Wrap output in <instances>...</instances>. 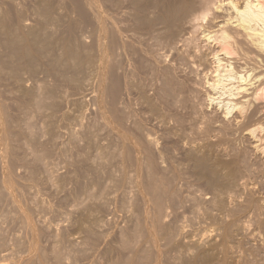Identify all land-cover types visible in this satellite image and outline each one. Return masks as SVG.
I'll list each match as a JSON object with an SVG mask.
<instances>
[{"label":"rangeland","instance_id":"rangeland-1","mask_svg":"<svg viewBox=\"0 0 264 264\" xmlns=\"http://www.w3.org/2000/svg\"><path fill=\"white\" fill-rule=\"evenodd\" d=\"M49 1L52 6H59L60 0ZM73 1L66 0L64 5H62V9L58 7L57 10H55L56 12L58 11L57 13L55 12V16L57 18L60 16L59 18L61 21L58 27L56 26L57 29L55 30L56 27L52 28L48 32L50 35H46V37H52L61 41H67L69 38H72V40H75V38L80 40V38H77L80 37V32L72 29L70 30V27L73 26L76 28L78 26L76 30L79 31L80 24H82L81 21L85 24L88 22L87 25H89L92 15L89 13V18L86 16V19L83 18L84 21L79 20L81 16L78 12L73 11ZM19 2L23 6L22 8H24V13L26 10L27 14L25 13V15L30 20V25L32 26H29L30 29L28 31H32V29L33 31L36 29L39 30V26L43 20L35 11L37 0H19ZM2 5L3 2L0 0V7ZM75 23H79V25ZM87 25L84 26L82 24L81 27H87ZM109 32L106 34L108 38V41H106L107 47L115 43ZM88 41L89 43H93V40L91 41L88 39ZM117 43L112 46L119 47L120 45H117ZM137 46L138 45H136V48ZM118 49H116L115 52L117 54V56L115 55L116 59L115 56H113L111 59L113 61L109 60L111 66L115 65L113 68L115 72L113 70L112 73V67L110 68V65L105 71L104 75L107 77H103V84L105 86L102 84L99 89L98 87L95 88L92 86L91 90L89 89L90 87L73 90L70 88V90H67L68 95L66 97L64 94H56L54 92L56 90L54 87L55 79L46 77L43 73L44 63L42 62L45 61H39L37 65L33 66L34 68L29 66L26 67V70L23 71L21 80L12 79L13 77L8 69L4 70L3 73L1 72L0 264H188L189 262H194L192 264L196 262V264H224V258L221 255L217 252L213 254L212 250L208 251L213 241L210 239H214L217 235L216 232H213L216 226H213L211 229V227H206L204 225L202 227L203 230L207 229L210 233L208 232L207 235H205L207 233L206 231V233H201L202 229H199L201 225H199L198 218H196L197 214L190 208L186 209V205L188 208V203L184 207L185 210L177 209L179 212H182L179 216L177 213L178 211H174V198L172 199L174 192L176 195L179 194L177 198L180 201L184 199L182 196L185 197L187 195L188 198L191 197L193 193H196L193 196H198L200 192H198L197 195V190H201V194L204 193V190L208 192L209 188L205 179H201L200 175L197 173L195 160L197 154L200 158H204V156L206 159L213 158V161H216L219 155L217 152H208L209 150H207L206 147L205 149L200 148L202 149L201 151L199 149L197 153L195 152L196 154H192L190 151L192 145L194 144L195 146L199 143L198 145L201 146L203 143L202 146H205L206 144L204 145V142L206 140L203 141L199 135L194 134L190 129L188 130L186 124L174 121L178 115L180 116H178L179 118H186V116L190 114L183 110H178V108L182 107L177 106L176 110L178 111H176L175 108L172 109V112H174L172 114H170V108V111H166V113H169L166 114L165 110H162L163 107H161L162 113L164 111L167 116L177 114L166 128L163 127L164 125L161 123L162 127L158 125L159 123L157 124L155 122L154 119L156 116V119L161 121V115L159 116L158 114L152 113L149 106L145 103L143 96H140L141 93L139 90H137V88L135 90L134 87L139 86V82L136 81V84L134 83V90L126 86L127 83H130L128 78H126V76L128 77L127 74H129V72H127L128 66L126 68V65L129 64V59L127 60L126 57L129 58V53L131 51L127 50L130 49H123L124 52ZM117 50L119 51L118 53ZM0 51L2 50L0 49ZM110 52L111 51H109V53ZM169 60H171V57ZM108 69L109 71H107ZM7 70L11 76L8 75ZM125 78L127 80H124ZM146 80L148 81V85L151 86L149 89L145 88V91H147L146 94L150 98L152 97L151 99H153L156 104H162L158 107L164 106L163 102L160 101L161 98L158 99L160 96L157 97L159 94L158 88L162 86L161 81L158 82L159 80L156 79L157 82L155 80L154 84L152 80H148V77ZM147 81L144 82L146 85ZM133 82L134 80H131V83ZM104 88H106V91ZM97 89L100 92H98ZM92 90L96 92L93 93ZM90 91L93 96L90 95ZM155 91L157 95L154 93ZM37 92L43 93L47 103L51 104L57 100L61 101L59 102L60 105L58 103L59 106L48 108L44 111H29L27 108L33 100L34 94ZM101 92L102 96H100ZM137 95H139L140 98ZM202 97L203 96H201V99L199 98V103ZM52 98H55L54 101ZM101 98H103L104 101ZM203 100H205V97ZM112 108L117 111L115 110L114 112ZM166 108L165 106L163 109ZM205 109H209L210 111L207 110V112ZM187 110L188 109L185 111ZM204 110L206 111L205 113H208L206 115L209 117L213 118L214 114V118L216 119L219 115H216V113H219L217 109L215 110L218 112L213 111V108H208L206 105H204ZM189 111L191 112V110H188V112ZM113 112L114 114H112ZM192 114L193 115L190 116L191 118L194 116V113ZM259 119L257 121L259 126L255 124V126L257 125L259 127L258 129L254 127L253 124L251 125L255 128L254 130H258H256L257 132L255 133L257 136L259 132V136H261V132L263 131L260 130H264V127H261L264 125V122L262 123L264 120L262 118V120L260 119L262 125ZM158 120L156 121L159 122ZM116 121H118V123ZM93 122H95L94 125L99 124L98 127H92L90 124ZM125 122H127V124ZM252 123H255V121ZM131 124L134 125L131 126ZM137 124L141 125L137 126ZM78 125L80 126L78 127ZM89 125L94 129L93 131L95 133H98L93 134L96 138L93 136L94 139L92 141L90 140V143L88 138L84 137V139V135L81 136V134H79L78 136L82 139L78 138L79 140L77 141L79 143H77V141L74 143L75 140H72L73 135L71 134H76L77 131L80 133V130H85V127ZM82 126L84 127L83 129ZM140 127L143 130L142 132L139 131L141 130ZM92 128L87 127L90 132ZM253 128L251 127V129ZM88 130L83 131V133L81 131V133L84 134V132ZM18 132H21L20 137L17 136ZM110 132H113V134H110ZM145 132L146 135L144 134ZM149 134L151 138L155 139L158 146H147L146 136ZM106 135L110 136L107 137ZM240 136L238 137L241 138V142L244 144L245 137L243 139V136ZM246 139H248L247 142H250L248 136ZM93 142L94 144H92ZM85 143L90 144L87 146ZM242 143H240V145L238 143V145L241 147L243 145ZM91 144L93 145L92 147L90 146ZM84 145H86L87 149H84L86 148ZM238 145L236 149H239ZM244 145H247V148ZM244 145L243 148H245H242L243 150L246 151L249 148V150H251L250 144L247 143ZM89 149L90 152H88ZM144 149H146V151ZM115 151L117 154L120 153V155H118L120 157L117 156V158L112 159L110 154ZM189 151L191 154L188 153ZM102 154H105V156ZM83 158H85L84 161ZM103 159L106 162L102 161ZM257 162L259 163V161ZM257 162H255L258 165H256V168L262 170L260 167L261 162L259 164ZM136 163L139 165L142 164V170L138 167L136 170L135 167L138 166ZM104 164H107L108 167ZM124 165L125 168H123ZM151 167L154 168V170L151 169ZM152 171L154 174V178H152L157 181H154V191L151 189V183L149 184L150 180L152 181L150 177L152 176ZM178 172L179 174L183 172L180 175L185 178L182 179L183 177L181 178ZM132 177L133 181L136 180L134 183L131 180ZM175 177L179 178L177 179L178 183L173 182L176 179ZM180 179L182 188L179 185ZM177 185H179V187ZM177 189L180 191L176 192ZM189 189H192V191ZM188 192L190 196H188ZM190 192L192 194H190ZM184 200L182 201L186 203V199ZM162 202H164L162 206L168 209V215H170L167 217L168 219L164 218L165 215H163V213L160 214L158 213L160 211H157L159 210L157 209L158 204L161 205ZM180 208L183 207L180 206ZM169 212H171V214ZM183 212L186 219L183 218L184 215L182 216ZM179 217L180 219H178ZM187 220L190 221L187 226L189 225L191 226L190 228L193 229H187L189 228L185 226ZM184 221H186L185 225L183 224ZM181 224H183L182 227L180 226ZM178 227H181V229L185 227V229L194 232L196 236L198 235V240L200 238L201 245L187 243L181 237V229ZM210 230L213 232L212 234ZM209 237L211 238L208 239ZM77 239H79L80 242ZM178 240H184V243H180ZM207 246L209 247L207 248ZM195 248L199 249L197 250ZM206 249L208 254L206 253ZM181 251H185V255L190 258V260L187 261L188 258H185L184 252H182L183 254H179ZM192 251L193 253H191ZM202 251L205 252L203 253ZM202 253L203 255H201ZM206 254L212 255L207 257L209 259H206ZM191 258H193L192 261ZM233 262V260L231 262V259H229L225 264H232Z\"/></svg>","mask_w":264,"mask_h":264},{"label":"bare ground","instance_id":"bare-ground-1","mask_svg":"<svg viewBox=\"0 0 264 264\" xmlns=\"http://www.w3.org/2000/svg\"><path fill=\"white\" fill-rule=\"evenodd\" d=\"M65 1L66 0H60L58 7L62 9V5H64ZM2 2L3 5L0 7V49L2 50L0 51V74L8 69L13 77L12 79L21 80L23 71L26 70V67L29 66L34 68L33 66L37 65L39 61H45L42 62L44 63L43 73L46 77L55 79L54 87L56 90L54 92L56 94H64L66 97L68 95L67 90H70V88L73 90L90 87L89 89L91 90L92 86H94L99 89L103 84L105 71L111 64L110 61H113L111 60L112 57L115 55L117 56L115 53L116 49L119 48L122 51L123 49H130L127 51H131V55L129 53V58L126 57L127 60L129 59V64L126 65V68L128 66L127 72H129V74H127L128 77L125 76L130 83L131 80H134V82L130 84L127 83V81L126 86L134 90L133 87L136 84L135 82H139V84L137 83L139 86L136 85L137 87H134L135 90L136 88L139 90L141 93L140 96H143L145 103L149 106L152 113L158 114L159 116L161 115L162 119L158 117L161 121L156 119V116L154 119L155 122L157 124L159 123L158 125L161 127L164 125L163 127L166 128L169 126L170 121H173L177 115L173 114L167 116L166 114L169 112L166 113V111H170V108V114H172L174 113L172 109L175 108L176 110L177 106L182 107L178 108V110H183L191 115L186 114V118H179L180 116L178 115L179 117L177 116L174 121L186 124L188 130L190 129L194 134L199 135L203 141L206 140L204 142V145L206 144L205 146H202L203 143L201 146L197 143V146L193 144L191 148L189 147L192 154L194 155L200 148L205 149L206 147L207 150H209L208 152H217L219 155V159L217 158L218 161L216 160V162L214 160V162L212 160L213 158L206 159L205 156L204 158H200L197 154L195 160L197 173L200 175L201 179H205L209 188L208 192L206 190V193L204 190V193L201 194V190H197V195L198 192H200L198 196H193L196 193H193V195L188 198L187 195L185 197L182 196L186 199V203L182 201L184 199L180 201L177 198L179 194L176 195L174 192L172 196L175 204L173 206L175 208L174 211L177 212L178 210L184 209L185 205L188 203V208L186 205V209L190 208L197 214L196 218H198L199 225H201L199 229L203 230L202 227L204 225L206 227H211V229L213 226H216L213 232H216L217 235L215 238L213 237L214 239H210L211 237L208 238L211 241L213 240L208 251L212 250L213 254L217 252L221 255L224 258V264L229 259H231V262L233 260L234 264H264V130L262 129L264 127V121H262L263 124L261 123V120H264V0H74L72 8L73 11L78 12L81 16L82 19L80 18L79 20H83V18L86 19V16L89 18L90 14L92 15V19L90 18L91 23L89 22V25H87L88 22L85 24L81 21V23L84 26L87 25V27H81L82 24H80L79 31L76 30L78 26L76 28L71 26L72 28L70 27V30L72 29L80 32V37H77L80 38V40L73 36L75 40L69 38L67 41L46 37V35H50L48 32L52 28L58 27L61 21L59 18L60 16H58V18L55 16V10H57L58 7L52 6L49 0H37L35 11L40 15L43 21L42 23L40 22L41 25L39 26V30L33 27L36 29L34 31L33 29L32 31H28L31 23L26 17V10L24 13V8H22L23 6L20 4L19 0H2ZM77 25H79V23ZM108 32L111 33L115 43L119 42L117 43V45H120L119 47H113L112 45L115 43L107 47L106 41H108V38L106 34H108ZM88 39L91 41L93 40V43L90 42L92 43L90 44ZM136 45H138L137 48ZM118 50L117 53L119 52ZM109 51L111 52L109 53ZM170 57L171 60H169ZM114 62L116 63L115 60ZM114 66H109L110 68L112 67V73ZM109 69L107 71H109ZM8 70L7 73L11 76ZM147 77L148 80H152L154 84L156 79L159 80L158 82L161 81L162 86L160 84L161 88H158L159 94L157 95L156 91L154 93H156L157 97L160 96L158 99L161 98L160 101L163 102L164 106L158 107L161 103L159 102L160 104H156L154 100L151 99L152 97L150 98L146 94L147 91H145V88H151L146 80ZM126 78L124 80H127ZM145 80L148 86L144 83L146 82ZM104 89L106 91V88ZM94 92L96 91L94 90ZM89 93H91V91ZM90 95H92V93ZM100 96H102V92ZM137 96L140 98L139 95ZM201 96L203 97L199 103L198 100L199 98L201 99ZM204 97L205 100H203ZM59 102L61 101L56 100L51 104L47 103L43 93L37 92L34 94L33 100L27 109H29V111H44L48 108L59 106ZM204 105H206V107L208 106V108H213V111H219V113H216V115L219 114L217 117L215 116L216 119L214 118V114L213 118L206 115L208 113L205 112L209 109H205V111ZM165 106L168 108H166L167 110L163 109ZM161 107H163L162 110H165L166 114L163 111L165 115L162 113ZM214 107L218 111L215 110ZM184 109L191 110L194 116L191 118L190 116L193 114ZM113 110L115 112L116 109ZM114 112L112 114H114ZM259 118L262 119L260 120ZM258 119L260 120V124L263 125L261 126L262 130L259 129L263 131L261 132V136H259L260 132L259 134L257 133L258 136L255 134L259 128L257 124ZM254 121L255 123H252ZM95 122L90 125H92V127H98L99 124L94 125ZM116 122L118 123V121ZM125 123L127 124V122ZM252 124L254 127H257V131L251 126ZM255 124L258 126H255ZM90 125L87 127L92 128ZM133 125L131 124V126ZM139 125L137 124V126ZM79 126L80 125H78V127ZM87 127H85V130H88ZM251 127L253 129H251ZM83 128L82 126V129ZM90 130L92 131L90 132L88 130L84 132V134H82V130H80V133L79 131H74L76 134L72 133L73 139L72 136L71 139L73 141L75 140L74 143H76L77 140L82 139L78 136L81 134V136L84 135L83 138L85 137L88 138L89 141H92L94 139L93 136L95 138L96 136L93 135L95 133L93 131L94 129L92 128ZM139 131L142 132L143 130L141 129ZM110 134H113V132H110ZM144 134L146 135V132ZM240 135L243 136V139L244 137L245 139L247 136L249 137L250 142H247L248 139H244V141L251 145V150H249V147L248 150H243L245 147L247 148V145H244L247 143L243 141V144L241 142V138L238 137ZM17 136L20 137L21 132H18ZM146 141L148 143L147 146H158L155 139L151 138L150 134L146 136ZM77 143L79 142L77 141ZM238 143L239 145L242 143L245 147L243 148V145L240 147ZM88 144L86 145L88 146ZM92 144H94V142ZM92 144L90 145L91 147L93 146ZM236 144L239 146V149H236ZM86 145H84V147H86ZM84 149H87V147ZM144 150L146 151V149ZM201 150L202 149H200V151ZM190 151L188 152L189 154H191ZM88 152H90V149ZM110 155L112 159H115L120 153L117 154L115 151ZM103 156H105V154ZM84 159L85 158H83V161ZM102 161L105 160L103 159ZM257 161H259V163L261 162L260 167L262 170L256 168L258 165L255 162ZM141 166L142 164H138V166L135 167L136 170L137 167L141 168ZM152 167L151 169L154 170ZM123 168H125V165ZM140 170H142V168ZM151 174L152 176L150 177L152 181L150 180L149 184L151 183L150 186L153 190L154 184L157 181L153 179V171ZM180 174L178 172V175L181 177ZM184 178L185 177L182 179ZM132 179L133 177L131 180ZM177 179L179 178H176V181L174 180L173 182H177ZM180 182L181 179L179 180V185L181 187L182 185ZM179 185L177 186L179 187ZM178 189L176 192L180 191ZM189 190L192 191V189ZM190 194L192 193L190 192ZM188 196H190L189 192ZM164 202H162L161 205L158 204L160 207L157 206V209H159L157 211H160L158 212L160 214L163 213V215H165L164 218L168 219L167 217L170 215H168V209L162 206ZM180 206L183 208H180ZM169 213L171 214V212ZM177 213L180 216L182 212L178 211ZM178 214L176 215L177 217ZM183 215L184 212L182 216ZM185 217L184 215L183 218ZM178 219H180V217ZM189 222L190 221L187 220V223L184 221L183 224L185 225L186 223L185 226H187ZM183 224L180 226L182 227ZM181 227L178 228L181 229ZM187 227V229H193L190 228L191 226L189 225ZM187 229H185V227L181 229V237L187 243L199 245L201 243L200 238L198 240L199 236H196L194 232ZM202 230L201 233L207 232L205 235L209 232L207 229ZM213 232L211 231V234ZM184 240L178 241L181 243ZM208 247L209 246H207V248ZM182 252H184V256H186L185 251H181L179 254H183ZM191 253H193V251ZM203 253L201 255H203ZM211 255L212 254L207 255L206 259H209L207 257ZM200 257L205 258L203 256ZM185 258L188 257L186 256ZM192 259L193 258H191V261ZM188 260H190V258H188L187 261ZM192 263L189 262L188 264Z\"/></svg>","mask_w":264,"mask_h":264}]
</instances>
